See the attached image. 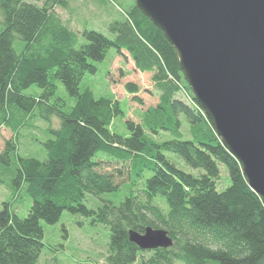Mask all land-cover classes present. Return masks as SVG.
Wrapping results in <instances>:
<instances>
[{"label": "trees", "instance_id": "trees-1", "mask_svg": "<svg viewBox=\"0 0 264 264\" xmlns=\"http://www.w3.org/2000/svg\"><path fill=\"white\" fill-rule=\"evenodd\" d=\"M72 1L0 0V127L8 126L18 138L30 117L59 121L44 142L43 160L20 156L16 139L6 142L0 155L1 168L17 153L13 184L32 201L24 218L8 203L0 211V264H38L46 247L41 222L56 224L64 212L109 228L105 264H264V201L196 101L175 48L134 0L119 7L118 20L107 0L102 7L86 0L110 10L99 16L101 27L96 25L109 28L110 36L88 29L86 16L82 31L75 32L56 13L58 7L79 12ZM111 49L128 52L140 72L152 73L159 93L158 105L144 111L139 123L125 122L127 136L113 129L114 120L125 115L118 100L97 97L90 88L80 91L85 76L97 73L94 63ZM56 80L75 98L69 113L57 98ZM125 89L142 103L138 85L128 82ZM183 92L193 103L178 96ZM161 133L171 140H155ZM168 153L199 174L179 169ZM104 161L127 166L134 185L119 204L105 201L93 210L84 201L87 194L112 193L123 184L122 169L107 171ZM222 167L231 185L220 191ZM147 227L166 230L173 246L141 250L129 232Z\"/></svg>", "mask_w": 264, "mask_h": 264}, {"label": "water", "instance_id": "water-1", "mask_svg": "<svg viewBox=\"0 0 264 264\" xmlns=\"http://www.w3.org/2000/svg\"><path fill=\"white\" fill-rule=\"evenodd\" d=\"M175 48L223 145L264 201V0H134ZM141 250L170 248L163 229L130 230Z\"/></svg>", "mask_w": 264, "mask_h": 264}, {"label": "rangeland", "instance_id": "rangeland-1", "mask_svg": "<svg viewBox=\"0 0 264 264\" xmlns=\"http://www.w3.org/2000/svg\"><path fill=\"white\" fill-rule=\"evenodd\" d=\"M28 2L37 3V0H25ZM99 5L102 7L101 2ZM71 2V1H70ZM69 2V3H70ZM125 0H107L108 9H113L116 16L112 19L116 20L119 17L120 8L126 7ZM71 4V3H70ZM98 7V3H96ZM79 7V12H70L67 7H58L56 9L57 15L64 23L75 32H81L83 26V18L86 16L88 22L86 25L88 29H94L100 31L107 36H110L109 28L100 29L96 25L102 24V17L99 18L103 11L102 9H94L93 3L90 1L85 5H82V0H73L72 8ZM110 12V10H107ZM105 11V14L108 12ZM113 11V12H114ZM124 18V17H123ZM118 20V19H117ZM80 44H85V40ZM98 70L96 74H88L85 76L81 83L80 91L90 88L97 97H111L118 100L124 111V116L118 117L114 120L113 129L121 134L128 135V131L125 126L127 120H133L136 123L140 122L141 115L149 107H155L159 103V93L153 86L152 73H142L136 66L134 61L130 58L128 52L123 51V54H117L115 49H111L106 58L101 62L94 63ZM128 82L135 83L139 86L140 92L138 97L142 103L133 100V96L127 92L125 86ZM57 86V98H60L64 102L63 110L69 113L75 106V98L70 97L63 84L60 81H55ZM34 89L26 91L27 94H31ZM180 98H184L181 94ZM52 121L46 122L38 115L28 118L26 121V127L22 128L16 134L8 128L6 125L0 127V155L5 149L6 142L16 139L18 146V154L22 157H35L43 160L46 157V150L44 142L50 136V129L57 128L59 121L53 117ZM182 132L187 136V125L184 124ZM155 140L161 142L163 140H171V135L168 133H161L154 136ZM17 154V153H16ZM14 155L11 159L10 165L5 163L1 164L0 168V211L3 210L5 203H8L13 212H16L20 217H27L32 204L31 198L25 191L19 190L13 184L15 178V169L17 164V155ZM168 158L177 167L185 172L191 174H199L197 170L188 166L181 158L176 154L168 153ZM96 160H99L96 158ZM107 171L115 169L118 174V170L122 169L123 176L118 177L120 183L119 189L112 193L103 194L101 196H94L87 194L85 196L86 205L97 210L103 205L105 201H110L114 204H119L128 193V186L132 184L130 178L129 169L122 164H116L114 162L106 163L104 161ZM222 178L218 181V188L220 191L225 190L231 185V180L226 168L222 167ZM138 179V178H136ZM129 180V181H128ZM139 180V179H138ZM167 208V206L165 205ZM41 226L44 231V243L46 245L43 250L38 264H105L106 257L108 256L110 248L111 233L108 227L101 224H93L92 219L73 215L69 212H64L59 222L56 224H47L44 221L41 222ZM176 264H183L177 262Z\"/></svg>", "mask_w": 264, "mask_h": 264}, {"label": "crops", "instance_id": "crops-1", "mask_svg": "<svg viewBox=\"0 0 264 264\" xmlns=\"http://www.w3.org/2000/svg\"><path fill=\"white\" fill-rule=\"evenodd\" d=\"M74 1H75V0H74ZM85 3H86V0H82V5H85ZM94 9H99V7H97V6L94 5ZM102 15H103L102 17L107 16V15L105 14V11L102 12ZM153 86H154V83H153ZM156 91H157V90H156ZM157 92H158V91H157Z\"/></svg>", "mask_w": 264, "mask_h": 264}]
</instances>
